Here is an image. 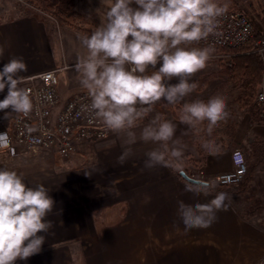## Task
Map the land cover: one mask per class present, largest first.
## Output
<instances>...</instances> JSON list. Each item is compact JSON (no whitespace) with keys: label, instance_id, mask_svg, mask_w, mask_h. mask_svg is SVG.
<instances>
[{"label":"crops","instance_id":"obj_1","mask_svg":"<svg viewBox=\"0 0 264 264\" xmlns=\"http://www.w3.org/2000/svg\"><path fill=\"white\" fill-rule=\"evenodd\" d=\"M19 7L0 15V68L13 57L22 58L27 69L18 74L21 78L65 63L69 66L57 73L60 101L84 89L76 70L79 58L87 54L83 38L69 34L71 28L59 35L55 18L20 12ZM6 94L7 88L0 92V100ZM16 114L11 109L0 111V130ZM157 115L176 125L173 139L185 147L181 157L169 158L167 166L146 168V153L160 145L145 143L139 135ZM232 116L234 137L220 152L198 153L191 127L159 102L132 129L137 142L123 164L118 157L128 147L123 145L126 136L112 131L79 142L65 158L52 149L0 150V168L21 174L30 187L44 185L55 201L47 217L53 227L41 233L46 235L41 252L15 264H256L264 260V124L250 123L243 109ZM234 146L243 152L247 168H253L245 183L202 186L179 174L183 170L206 181L229 170ZM199 147L205 148L203 143ZM220 192L228 196V210L219 211L211 227L186 230L178 202L204 204Z\"/></svg>","mask_w":264,"mask_h":264},{"label":"clouds","instance_id":"obj_2","mask_svg":"<svg viewBox=\"0 0 264 264\" xmlns=\"http://www.w3.org/2000/svg\"><path fill=\"white\" fill-rule=\"evenodd\" d=\"M105 22L82 39L87 54L76 65L80 85L87 91V110L114 133H123V164L137 142L132 129L137 121L165 100L175 104L192 93L197 84L190 82L211 58L209 47H189L216 33L219 18L228 9L218 0H105ZM3 48H0V55ZM22 58L13 57L0 68V111L23 115L33 109L32 99L19 87L18 74L26 71ZM177 82L172 83L173 80ZM9 112H5L7 118ZM229 116L226 99L213 96L206 102L184 103L180 121L191 128L207 121V133ZM176 125L159 115L145 126L139 140L158 143L146 153V168L167 166L169 158H179L184 145L174 140ZM169 142L173 147L169 149ZM114 144V142H113ZM209 151L213 142L206 140ZM207 194V192H205ZM228 196L220 192L208 203L195 205L178 202V215L185 229L208 228L219 211H227ZM55 206L48 189L40 184L30 187L21 174L0 168V264H15L39 254L46 235L53 227L47 219Z\"/></svg>","mask_w":264,"mask_h":264},{"label":"built area","instance_id":"obj_3","mask_svg":"<svg viewBox=\"0 0 264 264\" xmlns=\"http://www.w3.org/2000/svg\"><path fill=\"white\" fill-rule=\"evenodd\" d=\"M263 8H264V0ZM251 19L237 10L227 9L219 18L216 33L206 40L189 46L211 47L210 59H221L229 55L224 48L247 46L246 51L254 52L261 62V81L254 96V102L264 110V37H254ZM62 64L19 78L22 88L32 99L33 109L23 115L17 113L7 128L0 130V150H23L35 153L40 149H52L60 157H68L79 142L92 141L107 136V129L86 106L90 98L85 89L69 95L60 101L57 73L68 67ZM232 167L206 178L222 186H236L242 181L246 170V160L239 146L230 151ZM194 177V176H193Z\"/></svg>","mask_w":264,"mask_h":264},{"label":"trees","instance_id":"obj_4","mask_svg":"<svg viewBox=\"0 0 264 264\" xmlns=\"http://www.w3.org/2000/svg\"><path fill=\"white\" fill-rule=\"evenodd\" d=\"M16 1L23 2L37 11L52 16L63 26L71 29L78 27L79 31L84 36H90L95 30L77 24V22L81 20L82 15L73 7L75 0ZM218 2L221 4H227L228 9L237 10L248 17V13L251 11L254 12V8L252 9L251 5L245 7L243 4H240L238 0H218ZM253 14L256 17H259L258 14ZM259 21L264 27V19L260 17ZM261 31L262 32H255L254 37H264V30L262 29ZM246 49L247 46L224 48L223 51L229 55H226L220 59L221 62L217 70L202 74L196 79V90H201L214 78L220 79L221 86H224L230 82L236 88V92L231 98V103L236 104L238 108L243 109V111L248 114V121L250 123L264 124V110L261 106L254 102V96L261 81V62L256 53L246 51ZM208 99L209 97L204 101H207ZM158 102L163 104L167 109L171 110L176 117H180L182 108H179L176 103L169 104L163 99ZM227 111L229 113L228 118L225 121L220 122L218 126L214 128L211 136H209L206 131L207 121L198 125L196 128H191L193 139L196 144V151L198 153L204 154L210 152L206 148L203 149L199 147V144L204 143L206 140L213 142V148L211 150L213 152L226 150L229 143L233 140L236 122L232 116V112L229 111L228 107ZM181 168L187 172V169L184 166H181ZM251 168H247L240 184L245 183V180L250 178Z\"/></svg>","mask_w":264,"mask_h":264},{"label":"rangeland","instance_id":"obj_5","mask_svg":"<svg viewBox=\"0 0 264 264\" xmlns=\"http://www.w3.org/2000/svg\"><path fill=\"white\" fill-rule=\"evenodd\" d=\"M238 1L240 4H243L245 7L251 5L252 9L254 8V12L251 11L250 13H248V15L252 21L254 32H262L261 30L262 29L264 30V27L259 21L260 17L264 19V8H263L262 0H238ZM16 6L18 7L20 6L18 8L20 12H25V11L40 12L29 7L23 2H18L16 0H0V15L6 16L9 15L11 12H15L16 10L14 8ZM73 7L77 12H79L82 15L81 20L77 22V24H80V26L96 29L102 23L105 22V14L108 10V5L105 2V0H75ZM253 13L258 14L259 17L254 16ZM52 22H54V24L58 28V31H60L58 32L59 35L62 30H66V28H68L66 26H62L59 22H57L56 19L55 20L52 19ZM71 31L72 32H68L71 35L81 38L85 37L79 31L78 27H74L73 29H71ZM189 47H194V46H189ZM220 62L221 61L219 59H212L210 62L207 63L204 69L194 74L190 82H195L196 79L202 74L217 70L219 68ZM175 82L177 81L174 79L172 83ZM235 92H236V88L233 84L228 82L224 86H221L220 79L214 78L204 88H202L201 90L195 89L188 96L184 97L183 100L177 102L176 105H178L179 108H183L184 103H190L197 99L204 101L208 97L211 98L213 96L219 95L226 99V103L229 111L236 112L240 108H238L236 104L231 103V98L233 94H235ZM261 221L264 222V219ZM256 264H264V260H259L258 262H256Z\"/></svg>","mask_w":264,"mask_h":264},{"label":"water","instance_id":"obj_6","mask_svg":"<svg viewBox=\"0 0 264 264\" xmlns=\"http://www.w3.org/2000/svg\"><path fill=\"white\" fill-rule=\"evenodd\" d=\"M179 174L186 179L188 182L192 183V184H196V185H202L205 186L207 184V182L205 180L199 179V178H195V177H191L188 176L183 170H179Z\"/></svg>","mask_w":264,"mask_h":264}]
</instances>
